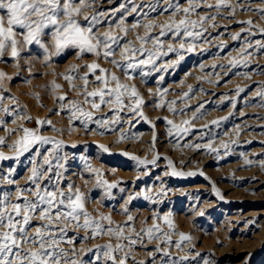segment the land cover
<instances>
[{
  "label": "rangeland",
  "instance_id": "1",
  "mask_svg": "<svg viewBox=\"0 0 264 264\" xmlns=\"http://www.w3.org/2000/svg\"><path fill=\"white\" fill-rule=\"evenodd\" d=\"M153 2L94 0L85 14L104 13L98 34L111 31L116 36H124L114 27L123 17L125 24L122 27L130 31L121 44L131 41L139 48L137 37H155L159 35L160 25L184 18L182 11L175 16L170 12L161 14L160 9L151 11L149 5ZM173 3H178L181 9L188 7L187 0H173ZM216 3L217 0H206L197 7L199 15L188 17L197 21L199 16L210 18L196 29L202 31L203 36L192 41L196 47L191 53L184 51L183 59H179L176 53L161 55L157 61L158 71L140 76L141 69L138 68L132 73L134 79L131 81L125 80L113 65L92 54L85 53L80 59L73 50L59 56L52 55L47 37L48 52L33 44L22 50L15 60L7 54L0 59V73L4 74L0 77V97H3L0 100V120L3 121L0 123V137L6 141L0 145V152L15 157L10 146L20 138L23 128L39 129V134L44 137L62 142L65 146L63 152L69 154L63 185L72 183L85 193L89 200L86 210L93 217L111 216V225L102 221L105 228L123 227L124 236L139 241L116 253L118 259L127 254L126 264H172V261L204 264L205 259L213 264H264V95L259 94L264 93V48H259L256 43H264V34H261L264 14L259 11L264 9V3L261 0H225L226 6L219 10ZM163 7L165 5L161 4L160 8ZM133 8L137 10L131 11ZM80 19L83 23V17ZM137 22L141 26L132 28ZM149 24L156 27L151 30L143 27ZM237 35L239 39H233ZM160 39L164 41V51L169 44L179 49V41L171 34ZM145 47L152 48L153 45L148 43ZM244 48L247 52L242 57L240 53ZM46 57L50 59L46 60ZM113 59H120L119 49ZM177 60L178 63L173 65L172 61ZM231 60H236L237 66H232ZM94 61L121 76L122 83L136 86L145 101L144 116L151 123L124 112L121 113L124 119L112 125L114 130L104 135L85 132L79 119H73L70 125V114L66 110L70 107L68 101H76L85 111L92 109L83 103V95L77 92L83 87L82 82L74 80V87L70 88L63 75L70 66H76L82 76L86 71L83 66ZM90 79L94 80V77ZM238 89L242 91L238 92ZM87 90H95V85L89 84ZM59 96L67 99L58 102L55 98ZM60 103L64 104V111ZM157 104L162 106L156 107ZM200 105H203L197 113L200 118L193 120V112ZM170 107L175 111H169ZM4 109L9 112L5 113ZM57 112L60 114L56 115ZM105 114L112 115L109 106L102 105V111L95 112L94 119ZM186 119L192 125L189 133L170 136L168 130L171 126L167 120L187 127L182 123ZM45 120L51 124L37 123ZM213 120L219 123L212 124ZM88 127L94 129L96 125L89 124ZM154 132L155 141L152 139ZM122 136L127 138L121 140ZM224 143L229 145L227 149L221 147ZM73 144L76 147H71ZM186 144L201 147H184ZM207 144L216 151H208L204 147ZM99 145L109 148L111 154L102 152ZM51 147L45 145L41 151ZM122 152L149 161L158 154L160 159L157 166L148 165L149 174L143 175L146 169L121 155ZM82 156L93 168L102 170L103 179L110 183L120 182L112 189L111 198L104 195L103 188L94 186L96 177L85 170L80 159ZM32 159L33 154L29 152L18 159L0 161V175H7L9 169H14L12 179L16 181L13 185L0 183V192L14 193L17 187L27 186ZM169 160L176 171L185 175H166L171 171ZM161 187L165 188L166 194L158 195ZM130 195L136 198L125 204ZM125 207L127 212H124ZM128 215L133 220L128 221ZM166 217L172 223L171 228L165 222ZM150 228L153 229L151 238L147 233ZM68 234L75 238V254L72 248L67 257L69 260L87 254L92 262L95 255L87 249L95 250L97 245L109 243L115 246L118 242L115 236L109 239L108 234L83 241L84 231H74L71 227ZM181 234L189 236L190 240L181 241ZM119 242L127 245V240ZM164 252L168 256H164ZM197 253L200 255L196 256ZM185 256L187 259L181 260Z\"/></svg>",
  "mask_w": 264,
  "mask_h": 264
},
{
  "label": "snow or ice",
  "instance_id": "2",
  "mask_svg": "<svg viewBox=\"0 0 264 264\" xmlns=\"http://www.w3.org/2000/svg\"><path fill=\"white\" fill-rule=\"evenodd\" d=\"M94 0H0V59L7 54L11 59L15 60L20 57L22 50H27L28 46L36 44L48 52V45L45 43V37L51 42L52 55L59 56L67 50H73L77 59L82 58L85 53L92 54L98 59L102 58L107 63L113 65L125 80L131 81L134 79L132 73L138 68L141 69L140 76H148L152 71H158L159 66L157 61L161 55L176 53L179 59H183V52L191 53L196 45L192 42L203 36L202 31H198L204 23L210 18L207 16H199V20H191L188 17L192 14H197V7L204 4L206 0H187L188 7L181 9L178 3H173V0H154L149 5L151 11L160 9L161 14L170 12L171 16H175L181 11L184 13V18L178 22L170 20L169 22L160 25L159 35L153 37H137L140 41V47H135L131 41H125L121 44V40L130 31L127 27H122L125 20L122 17L114 27L118 29L124 36L113 35L111 31L98 34V25L104 21L101 19L104 13L85 14L86 9L91 8ZM264 3V0H261ZM163 4L165 7L160 8ZM216 8L219 10L225 7V0H217ZM123 7V6H122ZM212 7V5H208ZM133 8L131 11L135 12ZM264 14V9L259 10ZM83 17V23L81 22ZM215 19V17H211ZM251 24V21L247 22ZM139 22L132 24V28L140 27ZM215 25H213L214 27ZM113 25L109 23V28ZM146 29L151 30L155 25H143ZM171 34L173 39L179 41V49L174 48L169 44L167 50H163L164 41L160 37H165ZM264 34V30L261 31ZM233 39H239V36H234ZM151 43L152 48L145 47ZM259 48H264V43L256 42ZM251 47V44L248 45ZM119 49L120 59H113L117 55ZM247 52L244 48L240 55L243 57ZM50 59V57L45 58ZM177 61H172L175 65ZM236 60H231L232 66H237ZM86 71L84 75H79V69L76 66H70L69 70L63 75L70 88L74 87L73 81L79 79L83 87L77 89L78 94L83 95V103L90 105L91 111H85L83 107L76 101H68L70 107L66 109L69 115L70 125L73 119H79L82 129L85 132L92 131L96 135H104L106 132L113 131L112 125L119 124L124 117L121 113H132L133 116H139L145 122L147 120L143 113L144 99L138 92L134 84L129 85L122 83L121 76L114 72H109L108 69L100 67L97 62H92L83 66ZM148 69V70H145ZM0 73V77H3ZM90 77H94L91 80ZM89 84L95 85V90L89 92L87 90ZM54 88H59V85H54ZM159 91V90H158ZM191 91V89H190ZM242 91L241 89L237 90ZM264 95V93H259ZM188 96V93L184 94ZM91 98V99H90ZM3 97H0L2 100ZM58 102H63L66 96L55 98ZM175 104V101L172 102ZM102 105L109 106L111 116L105 114L99 119H94V113L102 111ZM157 104L156 107H161ZM203 105H200L192 115V119H199L197 113ZM62 111L65 110L63 103H60ZM5 113L8 109L3 110ZM169 111H175L174 108H169ZM183 112V110H181ZM59 115L60 113H55ZM0 123H3L0 120ZM38 124H51V121H37ZM180 127L175 125L172 120H167L169 135L179 136L181 133L187 135L191 130V121L184 120ZM212 124H218L216 120L211 121ZM89 124H95L96 128L90 129ZM208 127V125H204ZM56 131V129H53ZM11 134V133H9ZM122 136L120 139H126ZM203 138V136H201ZM153 141L156 140L155 132L152 136ZM119 142V141H118ZM6 141L0 137V145ZM45 145H52L51 148L41 151ZM154 146V145H153ZM65 146L62 142L44 137L39 134V129L29 130L22 129V135L18 138L10 150L15 153V157H8L0 152V161L8 159H18L24 153L32 152L33 159L31 160L32 167L30 175L26 181V187H17L13 193L11 191L0 192V264H92L85 257H77V259H67L68 253L61 247L64 243L73 244V254H75L74 237L68 236V228L71 227L74 231H84L85 235L81 238L83 241L95 239L96 237L109 235V239L115 236L117 243L97 245L96 249H87V252H93L96 257V264H100L101 257L104 262L111 264H126V257L117 258L116 253L123 250L125 246L132 247L139 241L124 236V228H105L102 221H106L109 225L112 224L111 216L100 215L98 218L93 217L86 210V203L89 202L85 193L77 188L74 184L68 183L63 185L66 179L64 173L67 171L66 164L69 159V154L63 152ZM71 147H76L75 144ZM102 152L110 153L109 148L99 145ZM184 147L199 149V144H186ZM208 151H216L211 144L204 145ZM221 147L227 149L229 145L224 143ZM34 150V151H33ZM136 162L137 166H143L146 170L143 175H148V165L157 166L159 155L153 156L149 161L139 159L135 155L127 152L120 153ZM84 162V168L89 173H93L96 177V188H103L104 195L108 198L112 197V189L118 187L120 182L110 183L103 179L104 173L100 168H93L86 157L80 158ZM42 160V162H41ZM247 162V161H246ZM168 167L171 169L172 176H184L185 173L176 171L171 160L168 161ZM14 169H9L7 175H0V183L13 185L16 183L12 179ZM115 171V170H113ZM194 175V173H187ZM139 179V176L137 177ZM87 184V181H85ZM63 185V186H62ZM123 192L124 189H121ZM148 191H151L150 189ZM166 194L164 187H161L158 195ZM218 196L219 192L216 193ZM135 195H130L125 201V204L130 203L135 199ZM148 199V196H145ZM99 203V201H98ZM127 207L124 212H127ZM128 221L133 220L131 215L127 217ZM38 221V222H37ZM37 222V223H34ZM165 222L171 228L172 223L166 217ZM156 226L153 225V228ZM159 231V229H156ZM149 238L153 235V229H148ZM139 236V233H137ZM127 240V245L119 242ZM181 241L190 240L187 235L181 234ZM177 248L180 244L177 243ZM200 254L197 253L196 256ZM164 256H168L164 252ZM251 254L249 256V259ZM187 257H182L181 260H186ZM172 264H179L178 261H172ZM204 264H213L205 259Z\"/></svg>",
  "mask_w": 264,
  "mask_h": 264
},
{
  "label": "bare ground",
  "instance_id": "3",
  "mask_svg": "<svg viewBox=\"0 0 264 264\" xmlns=\"http://www.w3.org/2000/svg\"><path fill=\"white\" fill-rule=\"evenodd\" d=\"M174 189V188H173ZM15 192V191H14ZM14 194V193H13ZM173 195V194H172ZM14 197V196H13ZM169 198V197H168ZM14 200V199H13ZM171 203V202H170ZM197 203V202H196ZM204 204V203H203ZM203 206V205H202ZM201 207V206H200ZM200 207H199V209H200ZM206 208V207H205ZM205 210V209H204ZM229 220V219H228ZM261 221V220H260ZM68 236L69 237H72L70 234H68ZM75 242V241H74ZM80 243V242H79ZM61 247L64 249V251L65 252H67L68 253V256H70V254H71V251L70 250H72V248H73V244L72 243H64V244H62L61 245ZM134 251L136 252V250L134 249ZM133 251V252H134ZM124 252V251H123ZM91 257V256H90ZM91 258H93V257H91ZM67 259H69V258H67ZM96 261V257L94 256V259L92 260V262L94 263ZM100 264H111V262H104V260L103 259H101V262H100ZM129 264H130V262H129Z\"/></svg>",
  "mask_w": 264,
  "mask_h": 264
}]
</instances>
